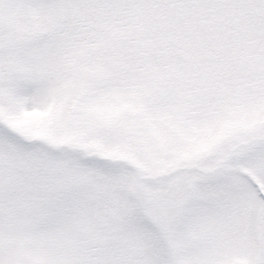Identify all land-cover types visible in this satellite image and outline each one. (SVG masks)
Masks as SVG:
<instances>
[{
	"label": "snow or ice",
	"instance_id": "snow-or-ice-1",
	"mask_svg": "<svg viewBox=\"0 0 264 264\" xmlns=\"http://www.w3.org/2000/svg\"><path fill=\"white\" fill-rule=\"evenodd\" d=\"M0 264H264V0H0Z\"/></svg>",
	"mask_w": 264,
	"mask_h": 264
}]
</instances>
